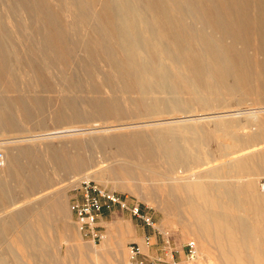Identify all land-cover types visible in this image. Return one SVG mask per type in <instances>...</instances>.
<instances>
[{"label":"rangeland","instance_id":"obj_1","mask_svg":"<svg viewBox=\"0 0 264 264\" xmlns=\"http://www.w3.org/2000/svg\"><path fill=\"white\" fill-rule=\"evenodd\" d=\"M123 37H137L146 72L157 63L167 88L144 90ZM263 108L264 0H0V264H132L133 242L182 258L183 244L197 239L201 200L170 177L262 148L227 178L260 191L264 112L253 113ZM212 112L232 113L237 147L226 150L222 131L209 130L213 118L175 121ZM156 120L167 122L135 124ZM77 129L88 133L62 135ZM171 150L191 159L176 165ZM86 179L138 203L152 223L112 204L98 220L103 238L83 236L71 203ZM12 202L28 205L13 216L4 208ZM243 209L258 252L248 264H264V203L245 197ZM212 245L214 261L204 264H228L226 242Z\"/></svg>","mask_w":264,"mask_h":264},{"label":"bare ground","instance_id":"obj_2","mask_svg":"<svg viewBox=\"0 0 264 264\" xmlns=\"http://www.w3.org/2000/svg\"><path fill=\"white\" fill-rule=\"evenodd\" d=\"M122 40L126 44H128L129 41H132V45L126 49L127 57L129 63L136 69L135 74L139 79H141V84L144 90L148 91L152 88H162V89L167 88L166 74L164 73L163 69L159 67L157 63L155 64L153 63V65H151L153 66V70L151 71V74H148L146 72L145 67H148L147 66L148 62H145L144 61L145 58L143 60L141 56V52L143 51V49H141V47L137 43L136 41L137 37H133L132 39L130 38L126 39L125 37H123ZM145 50L151 52V49H145ZM154 65L155 66L158 65V66L154 68ZM239 68L240 67H238V71L236 73L238 77L241 74ZM215 73L223 81V83H227L231 81L233 76H235V74L230 72L229 69H224L221 67L219 69L216 68ZM160 109L163 108L160 107ZM262 112H264V108L258 110L257 112H254L253 114L259 117V113ZM231 114L232 113L229 112L220 113V114L219 112L218 113L212 112V114H205L203 116L193 115L186 118H177L175 119V121L181 119H189L193 122H197L202 118L203 120H205L206 118H213L214 120H212L209 130L212 131L216 130L215 132L222 131V134L217 133L218 138H223L225 142V144L223 145L227 146L225 149L230 150L237 147L236 145L237 141L238 142L240 141V139L234 141L236 142L235 145L229 144V140H232L233 138L232 135L228 133V131H230L234 127L239 126L235 120L228 119V117L230 118ZM158 122H167V121H163V120L160 121L156 120L151 122L145 121L135 124L142 125L146 123H158ZM107 128H109V126ZM111 130L112 129L110 130L107 129L103 131L104 132L103 134H106ZM77 133L85 134L88 132L77 129L76 131H73V133H64L62 135L77 134ZM258 133L248 135L246 139H253L256 136H258ZM45 137H48V135L46 134L39 135L38 138H45ZM250 148L252 147L241 148L240 150H237L235 152V153H242L241 155H238L235 158L223 160L221 162L213 164L212 166L210 165L208 168H205L203 170L196 172L192 171L190 172V174L189 173L180 174V172H178L177 170L174 172L175 175L170 177L175 182V186L177 188L181 189L182 191L194 193L195 196L201 200L198 201V205H197V207H200V209L198 208L199 209L198 211L194 209L196 211V220L194 221V223H192V227H193L192 230L194 231L195 237H197L195 241L198 252L197 258L200 259V262L202 264H204V259L206 258L214 261L212 252L208 247L212 245L214 239H216L217 242H219L220 244L221 242L223 243L226 242V246L224 245L223 247H221V250L224 251L226 261L228 264H248L249 262H253L254 260L257 261L258 252L257 250L254 249L252 245V239H253L252 228L247 223V219L244 216L243 208H244L245 197L251 198L255 206L256 203L258 204H260L261 202L264 203V192L261 190H260L261 192L257 191L256 188L255 190H252V187L254 188L255 186V182L242 183L240 185H237L236 187L233 186L232 188L231 186L232 183L227 181V178L229 177V174L231 172L230 169H233L237 166H244L250 160L249 159L250 155L256 152H260L262 150V148H259V149L251 150L249 152H245L247 149ZM170 154L176 165L179 166L186 165V163L189 162L188 160L191 159V157L189 158L188 152L185 151L178 152L176 150H171ZM228 156H230V154L227 153L225 154V156H223V158H227ZM4 160H5V156H4ZM4 164L5 161L2 165H0V167L3 166ZM228 171L230 172L228 173ZM183 172L185 173V170ZM101 176L103 179V175ZM207 177H210L214 180L211 179L208 181L206 180ZM188 203L190 204V206H194L196 204L193 201H190ZM26 205L21 206L17 202H12L11 204L7 205L4 208L9 207L13 216L15 215L20 216L25 211ZM143 244L146 246L144 241ZM224 248H226V250ZM95 250L97 252L99 251L97 247L95 248Z\"/></svg>","mask_w":264,"mask_h":264},{"label":"built area","instance_id":"obj_3","mask_svg":"<svg viewBox=\"0 0 264 264\" xmlns=\"http://www.w3.org/2000/svg\"><path fill=\"white\" fill-rule=\"evenodd\" d=\"M4 163V154L0 150V165ZM259 187L264 191V176L259 179ZM112 204H118L121 208H130L132 213L140 216L147 223H152L151 218L141 213L138 203L128 204L113 191L101 187L89 179L82 180L76 188V195L73 197L71 209L74 212L77 225L83 236H87L93 242L101 240L103 233L99 227L98 220L101 210L104 207H110ZM146 243H148L146 238ZM165 257L169 264H192L197 258V246L194 239L187 240L182 246V258L178 257L181 250L173 249L164 245ZM174 252H177L175 254ZM130 262L132 264H143L142 249L140 244L133 242L129 246ZM160 258H155L159 263Z\"/></svg>","mask_w":264,"mask_h":264},{"label":"crops","instance_id":"obj_4","mask_svg":"<svg viewBox=\"0 0 264 264\" xmlns=\"http://www.w3.org/2000/svg\"><path fill=\"white\" fill-rule=\"evenodd\" d=\"M21 229V228H20ZM138 244H139V242H138ZM147 250H148V252H145V251H142V254H143V258H144V263L145 264H169L168 262H167V259H166V257H165V251L163 252V251H160L159 253L157 252V250L159 249V247L158 246H151V245H147ZM154 251H156L158 254H155V256H152V254H150V252H154ZM160 258L161 260H160V262L159 263H156L155 262V258ZM178 257L179 258H181V253H179L178 254Z\"/></svg>","mask_w":264,"mask_h":264}]
</instances>
